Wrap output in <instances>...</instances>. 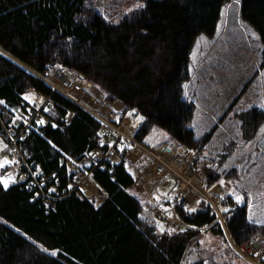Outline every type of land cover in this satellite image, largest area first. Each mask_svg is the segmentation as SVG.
Wrapping results in <instances>:
<instances>
[{"label":"trees","instance_id":"16d2710c","mask_svg":"<svg viewBox=\"0 0 264 264\" xmlns=\"http://www.w3.org/2000/svg\"><path fill=\"white\" fill-rule=\"evenodd\" d=\"M228 1L147 0L144 7L113 23L89 7L88 0H0V100L6 101L0 105V128L10 126L17 110L28 112L35 103L48 100L42 110L49 122H34L32 133L17 146L28 152V163L41 165L45 175L56 173L60 189H67L47 206L34 191L16 184L5 188L0 181V264H183L191 239L201 229L222 233L204 202L195 212L176 209L188 228L161 232L160 220L145 215L146 206L130 192L133 179L123 159L91 172L106 194L102 204L74 189L67 161L60 166L59 160L78 161L94 149L100 123L42 78L59 66L72 69L94 83L106 100L124 102L132 120L143 117L139 140L146 141L158 127L179 148L202 154L212 132L197 137L192 128L196 105L185 94L191 80L190 56L201 34H214ZM240 1L242 19L263 44L264 68V0ZM36 93H41V100ZM249 113V128L254 129L264 111L255 108ZM9 143L1 137L0 161L17 163L9 154ZM14 164L0 167V176ZM217 166L206 176L208 189L220 181ZM224 198L223 208L235 205L223 215L232 238L242 244L260 228L249 221L245 204L232 196Z\"/></svg>","mask_w":264,"mask_h":264},{"label":"rangeland","instance_id":"374dc122","mask_svg":"<svg viewBox=\"0 0 264 264\" xmlns=\"http://www.w3.org/2000/svg\"><path fill=\"white\" fill-rule=\"evenodd\" d=\"M88 3L89 7L104 14L107 20L119 23L124 17L144 7L147 0H88ZM137 4L143 6L136 7ZM262 45L259 33L242 19L241 1L230 0L222 7L214 34H201L193 47L190 56L191 80L185 86L186 97L196 105L192 128L197 137L212 132L202 154L212 161L213 168L218 165L221 173L218 183L222 185L224 195L232 196L235 200L236 195L244 197L241 203L247 206L248 219L260 229L249 240L242 244L236 243L224 218L223 206L217 207L211 200L216 197V194H213L216 186L209 189L205 185L200 186L196 184V179L191 178L190 173L185 171L184 178L196 191L201 189L204 196L197 205L204 202V205L215 213V222L220 225L222 233L216 234L215 231L201 229L196 237L191 239L183 264L197 260H203L206 264H264L261 262L260 252L264 247V119L260 120L254 129L249 128V112L255 108L264 111ZM47 77L42 79L56 87L62 95L74 97L86 111H93V100L89 95H81L76 89H68L61 84L59 78ZM92 91L96 95L103 94L96 88ZM118 101L112 100L116 105L119 104ZM146 141L152 146L166 142L178 146L174 138L158 127L151 130ZM79 166V162L72 161L70 174L73 177L76 175L74 168ZM202 173L207 176L208 171ZM12 177L14 182L15 178L13 175ZM89 180L95 184L92 178ZM89 188L91 190H86V195H90L92 201L97 204L100 199L106 198V194L97 185ZM169 188L160 185L148 194L143 191L146 188L139 185L132 186L130 192L147 207L144 210L145 215L149 213L151 217L155 216L163 226L171 230L167 222L163 221V213L174 209L163 204V193ZM80 193L83 194L81 191ZM173 212L175 213V210ZM188 227L186 224L180 227V230Z\"/></svg>","mask_w":264,"mask_h":264},{"label":"built area","instance_id":"2783aa9c","mask_svg":"<svg viewBox=\"0 0 264 264\" xmlns=\"http://www.w3.org/2000/svg\"><path fill=\"white\" fill-rule=\"evenodd\" d=\"M49 77L59 78L62 85L70 90L76 89L77 93L81 95H89L93 100V103L90 101L93 111L89 113L100 123V138L97 146L79 160V167L74 168L76 171L74 189L87 196L85 191L91 190L89 187L95 186V184L89 180L91 171L86 172V170H89L92 165L111 163L115 159L123 157L124 165L133 179L132 186L143 185L146 188L143 191L148 194L154 192L160 185L170 187L163 193L167 202L186 211L196 207L204 196H202L201 189L200 191L193 189V186L184 178V172H189L190 177L196 179V184L204 186L206 176L202 172L211 165L208 159L202 157L198 152L180 154L174 143H165L156 147L139 141L137 133L142 124L131 121L125 112V104L119 100V104L116 105V102H112V100H105L102 94L96 95L92 91L91 85L86 84L85 80L81 79L72 69L59 67ZM49 77L47 78L50 79ZM47 83L55 91H58L48 81ZM40 95L38 93V97ZM75 103L77 102L75 101ZM46 104L48 103L46 102L43 106L34 105L28 112L19 110V113L12 116L9 127L2 126L0 128V139L6 136L7 140L10 141L8 145L9 154L13 159L18 160L12 168L14 182L19 186H24L27 190L34 191L35 198H42L47 205L53 206V201L58 198L61 192L67 193V189H60L56 173L45 175L40 165L33 162L28 163V152L21 151L17 146L18 141L23 142L32 133L34 122L42 119L49 122L42 110ZM123 151H127L128 155L125 156ZM61 163H63V159H61ZM183 184L188 186L183 188ZM215 188L216 191L213 194H216V197L211 200L217 207H222L225 204V200L222 198L223 189L220 185H216ZM87 197L92 199L90 195ZM102 201L103 199H100V202ZM173 211L168 213L165 211L163 221L167 222L166 224L170 229L180 230V227L186 226V223L177 217L176 212ZM260 252L261 258L264 259V247L261 248Z\"/></svg>","mask_w":264,"mask_h":264},{"label":"snow or ice","instance_id":"6c2138e0","mask_svg":"<svg viewBox=\"0 0 264 264\" xmlns=\"http://www.w3.org/2000/svg\"><path fill=\"white\" fill-rule=\"evenodd\" d=\"M142 6H143V5H140V4H137V5H136V7H142ZM25 99H26V100H29V99H31V96H30V95H26V96H25ZM32 102L35 103L34 100H32ZM0 105H6V101H4V100H0ZM262 107H264V105H262ZM14 111H15V110H14ZM134 111H135V110L133 109V112H134ZM129 115H132V113L130 112ZM138 119L143 120V117H142V116H141V117H138ZM37 122H38V123H41V124L45 123L44 120H39V121H37ZM25 123H27V121H25ZM4 147H7V145H4ZM13 163H16V161L8 160L7 158H5V159H3L2 161H0V167H3V166L8 165V164H13ZM12 180H13V178H12L11 176H8V177L0 176V181H3V185H4L5 188H7V187L9 186V184H10V182H12ZM221 183H223V181H221ZM165 195H167V194H165ZM157 199H159V197H157ZM236 200H237V202H243L244 197H242V196H240V195H236ZM166 210H167V209H166ZM187 210L190 211V212H195V211H196L195 208H189V209H187ZM222 210H223L224 212H229V211H230V209H228V208H223ZM193 227H195V226H193ZM182 230H183V229H182ZM165 231H167L169 234H171V232L175 231V229L166 230V229L163 227V225H161V232H165ZM40 247H41L45 252H48V251H49L47 248H43V245H40ZM51 254H52V255H57L58 253H57V251H53Z\"/></svg>","mask_w":264,"mask_h":264},{"label":"bare ground","instance_id":"6f19581e","mask_svg":"<svg viewBox=\"0 0 264 264\" xmlns=\"http://www.w3.org/2000/svg\"><path fill=\"white\" fill-rule=\"evenodd\" d=\"M90 83H91V84H90V85H91V88H96V86H95L91 81H90ZM90 85H88V86H90ZM68 99L71 100V101H73V102L76 101L74 97H68ZM123 103H124V102H123ZM124 104H125V103H124ZM78 105H79V104H78ZM125 106H126V104H125ZM126 109H127V106H126ZM11 122H12V120L9 121V123H11ZM9 123H8V124H9ZM141 127H142V126H141ZM139 130H140V129H139ZM139 130H138V131H139ZM137 134H138V133H137ZM138 140H139V139H138ZM139 141H141V140H139ZM141 142H144V141H141ZM100 166H101V164L98 165V166H93V165H92V166L89 168V171L92 172L95 168L100 167ZM187 186H188L187 184H183V185H182L183 188H184V187H187ZM185 223H186V222H185ZM186 224H187V223H186Z\"/></svg>","mask_w":264,"mask_h":264},{"label":"crops","instance_id":"0c3cea01","mask_svg":"<svg viewBox=\"0 0 264 264\" xmlns=\"http://www.w3.org/2000/svg\"><path fill=\"white\" fill-rule=\"evenodd\" d=\"M69 116H71V115H69ZM137 120H141V119H137ZM142 121V120H141ZM62 158V157H61ZM61 158H60V166H62V164H61ZM39 165V164H38ZM41 166V165H40ZM42 168V167H41ZM1 176H3V177H6V176H11L12 177V173L10 172V170L9 171H6L5 173H3ZM13 178V177H12ZM2 183H3V181H1ZM10 184H13V182H10ZM10 184H9V186H10Z\"/></svg>","mask_w":264,"mask_h":264},{"label":"water","instance_id":"95a60500","mask_svg":"<svg viewBox=\"0 0 264 264\" xmlns=\"http://www.w3.org/2000/svg\"><path fill=\"white\" fill-rule=\"evenodd\" d=\"M51 64L53 65L54 63H51ZM79 76H80V78H82V79L84 78V75H82V74H80ZM184 150H185L184 148H180V149H179V153H184V154H185L186 151H184Z\"/></svg>","mask_w":264,"mask_h":264}]
</instances>
